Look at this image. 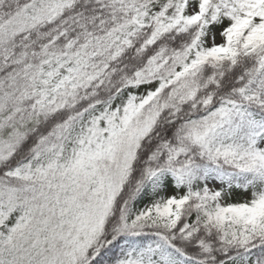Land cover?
<instances>
[{
    "label": "snow or ice",
    "instance_id": "snow-or-ice-1",
    "mask_svg": "<svg viewBox=\"0 0 264 264\" xmlns=\"http://www.w3.org/2000/svg\"><path fill=\"white\" fill-rule=\"evenodd\" d=\"M0 264H264V0H0Z\"/></svg>",
    "mask_w": 264,
    "mask_h": 264
}]
</instances>
